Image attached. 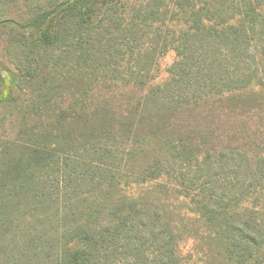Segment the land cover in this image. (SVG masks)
I'll use <instances>...</instances> for the list:
<instances>
[{
    "label": "trees",
    "instance_id": "trees-1",
    "mask_svg": "<svg viewBox=\"0 0 264 264\" xmlns=\"http://www.w3.org/2000/svg\"><path fill=\"white\" fill-rule=\"evenodd\" d=\"M34 3L0 16L16 88L49 100L66 89L68 104L56 101L41 140L0 152V264H264L257 135L214 147L169 135L181 111L264 86V0ZM169 51L170 76L153 83ZM3 81L0 68L1 96ZM149 83L121 97L122 124H90L108 93Z\"/></svg>",
    "mask_w": 264,
    "mask_h": 264
},
{
    "label": "rangeland",
    "instance_id": "rangeland-1",
    "mask_svg": "<svg viewBox=\"0 0 264 264\" xmlns=\"http://www.w3.org/2000/svg\"><path fill=\"white\" fill-rule=\"evenodd\" d=\"M35 0H7L5 4L0 5V16L6 13L5 10L11 12H20L22 15L26 13L33 5ZM3 7V8H2ZM20 10V11H19ZM14 17L17 13H14ZM3 18H0L2 20ZM10 35L6 29H0V68L4 76L3 96L0 95V152L7 148L12 142L19 143H36L41 140L37 137L39 132L52 127L55 124L53 112H60L56 101L66 107L67 95L66 89H63L61 95L52 100L40 97L37 92H32L27 88L33 87L32 83H19L23 86L21 90H17L16 84L20 78L17 74L15 80L16 68L13 66L15 60L16 47L9 43ZM176 59V53L169 51L160 56L157 60L154 70L152 71L153 83H162L170 76L169 69ZM30 86V87H29ZM150 83L144 88H124L120 86L114 89L104 100L106 104L101 106L97 118L90 124L96 126H109L114 124L118 126L122 124V116L120 111L126 108L132 110L131 106L122 101L121 97L126 100L145 94ZM101 96H106V89L102 90ZM234 97L210 98L209 101L203 102L196 108H190L181 111L177 116L174 124H183L185 126H177L171 129L169 135L179 137L186 132H191V137L196 143V139L202 141L206 146H226L232 142L231 138L244 135H257V145L260 152L264 150V86L255 87V89H247L244 92L234 94ZM99 100V97L97 98ZM101 100V99H100ZM136 113V111L134 112ZM145 117H161L155 112L154 107H148ZM163 122L161 118L158 122ZM52 124V125H51ZM69 124V123H65ZM77 124H85L79 121ZM125 124H128L127 121ZM164 124V123H163ZM172 124V123H169ZM48 125V126H47ZM193 126L194 128L190 127ZM200 126V127H196ZM189 127V128H188ZM195 131V132H194ZM11 142V143H10ZM244 143V141H238ZM249 146V144L247 145ZM16 154H22V148L17 147L14 150ZM194 246V245H193ZM192 242L184 244L183 253L185 255L191 252Z\"/></svg>",
    "mask_w": 264,
    "mask_h": 264
}]
</instances>
